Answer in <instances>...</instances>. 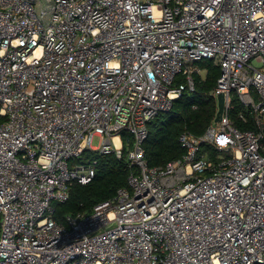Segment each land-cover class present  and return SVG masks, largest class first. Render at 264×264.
<instances>
[{
	"label": "built area",
	"instance_id": "2783aa9c",
	"mask_svg": "<svg viewBox=\"0 0 264 264\" xmlns=\"http://www.w3.org/2000/svg\"><path fill=\"white\" fill-rule=\"evenodd\" d=\"M201 60L223 114L149 167L148 125ZM233 93L255 130L229 119ZM110 154L127 188L56 222ZM0 264H264V0H0Z\"/></svg>",
	"mask_w": 264,
	"mask_h": 264
},
{
	"label": "trees",
	"instance_id": "16d2710c",
	"mask_svg": "<svg viewBox=\"0 0 264 264\" xmlns=\"http://www.w3.org/2000/svg\"><path fill=\"white\" fill-rule=\"evenodd\" d=\"M199 72L192 73L193 90L188 87L176 100L170 112L158 115L148 125V137L144 142V159L149 167H161L170 161L181 158L183 150L178 143L181 133L187 131L195 136L204 134L213 124L217 112L216 98L212 90L216 86L220 69L210 60H201L192 64ZM176 84L185 83L178 76ZM254 101L256 94L251 92ZM229 119L240 131L255 130L254 117L250 107L244 106L236 93L230 101ZM124 144H132V137L122 133ZM206 153L210 159H215L216 152L209 146H204L201 153ZM92 158L88 152L70 164ZM97 164L90 182L80 184L72 182L69 185L68 200L55 205L54 219L65 224L67 216L89 213L94 206L111 200L121 188H127V178L130 167L126 159H117L114 154L95 156Z\"/></svg>",
	"mask_w": 264,
	"mask_h": 264
},
{
	"label": "water",
	"instance_id": "95a60500",
	"mask_svg": "<svg viewBox=\"0 0 264 264\" xmlns=\"http://www.w3.org/2000/svg\"><path fill=\"white\" fill-rule=\"evenodd\" d=\"M216 103H217V112L216 116L214 118V122H218L223 114L224 111V96L223 94H219L216 97Z\"/></svg>",
	"mask_w": 264,
	"mask_h": 264
},
{
	"label": "rangeland",
	"instance_id": "374dc122",
	"mask_svg": "<svg viewBox=\"0 0 264 264\" xmlns=\"http://www.w3.org/2000/svg\"><path fill=\"white\" fill-rule=\"evenodd\" d=\"M92 145L94 147H97L99 145V138L98 137H94L92 140Z\"/></svg>",
	"mask_w": 264,
	"mask_h": 264
}]
</instances>
